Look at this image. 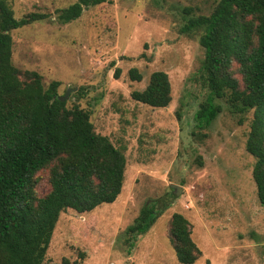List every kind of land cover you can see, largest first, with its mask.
Listing matches in <instances>:
<instances>
[{"label": "rangeland", "instance_id": "rangeland-1", "mask_svg": "<svg viewBox=\"0 0 264 264\" xmlns=\"http://www.w3.org/2000/svg\"><path fill=\"white\" fill-rule=\"evenodd\" d=\"M6 1L16 18L47 15L11 32L13 63L40 73L46 87L58 80L61 96L70 89L68 105L89 110L95 131L127 159L114 202L84 214L62 211L43 264H183L169 235L175 212L189 219L202 250L193 264H264V205L252 176L255 158L246 149L252 111L238 114L226 97L214 96L221 111L211 125L194 120L211 96L201 71L205 51L202 31L181 27L188 16L209 15L219 0H107L68 23L58 20L59 10L77 0ZM131 68L141 81L130 77ZM157 70L171 82L165 107L132 97ZM232 71L242 87L238 63ZM38 177L43 196L49 170ZM152 200L169 205L128 247L126 229Z\"/></svg>", "mask_w": 264, "mask_h": 264}, {"label": "trees", "instance_id": "trees-1", "mask_svg": "<svg viewBox=\"0 0 264 264\" xmlns=\"http://www.w3.org/2000/svg\"><path fill=\"white\" fill-rule=\"evenodd\" d=\"M106 1L77 0L59 10L58 20L68 23L84 9ZM46 17L31 12L16 18L7 1L0 0V264H43L62 211L84 214L114 202L124 184L126 156L108 136L95 131L91 112L61 101L58 80L46 87L40 73L13 63L11 32ZM197 30L202 31L201 71L211 96L194 120L198 127L211 125L221 111L214 96L226 97L238 114L252 111L246 149L255 158L252 176L264 205V0H219L209 15L185 18L181 32ZM234 62L239 64L242 87L232 71ZM129 75L142 80L137 68ZM132 97L153 107L168 106L172 101L168 73L154 71L147 86L133 91ZM46 169L50 190L40 196L38 173ZM159 201L145 203L126 229L128 247L169 205L161 207ZM191 234L189 219L173 213L169 235L183 264L202 256Z\"/></svg>", "mask_w": 264, "mask_h": 264}, {"label": "water", "instance_id": "water-1", "mask_svg": "<svg viewBox=\"0 0 264 264\" xmlns=\"http://www.w3.org/2000/svg\"><path fill=\"white\" fill-rule=\"evenodd\" d=\"M69 93H70V89L63 96H60V100L61 101H65L67 99ZM172 187L174 188L175 194H179L180 193V190H181L180 186L172 184Z\"/></svg>", "mask_w": 264, "mask_h": 264}]
</instances>
